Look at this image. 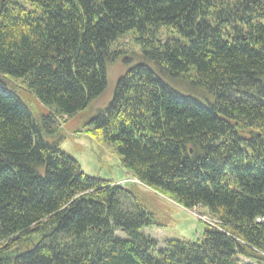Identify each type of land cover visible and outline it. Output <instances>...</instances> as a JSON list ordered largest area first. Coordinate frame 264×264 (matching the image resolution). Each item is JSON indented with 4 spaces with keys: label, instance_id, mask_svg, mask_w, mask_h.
I'll use <instances>...</instances> for the list:
<instances>
[{
    "label": "trees",
    "instance_id": "obj_1",
    "mask_svg": "<svg viewBox=\"0 0 264 264\" xmlns=\"http://www.w3.org/2000/svg\"><path fill=\"white\" fill-rule=\"evenodd\" d=\"M128 34L143 62L85 132L147 189L206 210L196 242L157 249L134 194L59 149L55 113L104 93ZM0 264H264V0H0Z\"/></svg>",
    "mask_w": 264,
    "mask_h": 264
},
{
    "label": "rangeland",
    "instance_id": "obj_2",
    "mask_svg": "<svg viewBox=\"0 0 264 264\" xmlns=\"http://www.w3.org/2000/svg\"><path fill=\"white\" fill-rule=\"evenodd\" d=\"M159 38L164 37L161 35ZM112 50L115 52V56L106 65L107 86L104 93L74 117H62L55 113L52 122H54V130L59 138L57 140L60 141L59 149L75 159L86 176L110 181L118 187L130 190L134 194L136 200L154 216L155 225L143 228L140 233L156 241L157 249H161L164 241L169 239L196 242L203 231V223L207 225L215 223L206 210L202 208L193 210L180 208L168 198L147 189L120 166L119 157L113 153L110 147L98 138H88L89 132H85L87 122L103 110L111 100L114 87L119 78L126 73L130 66L142 60L139 53L140 49H138L134 37L130 34L120 38L113 45ZM190 78L192 77L190 76ZM184 79H174V81L180 87L188 88L201 95L198 89L191 87V84ZM4 81L10 88L15 90L20 100L35 117L49 115L51 111L35 99L26 88V82L8 79H4ZM120 202L122 211H128V201L120 200ZM129 202L131 204L130 199ZM120 235L118 232L115 233L117 237L124 236L123 233Z\"/></svg>",
    "mask_w": 264,
    "mask_h": 264
}]
</instances>
